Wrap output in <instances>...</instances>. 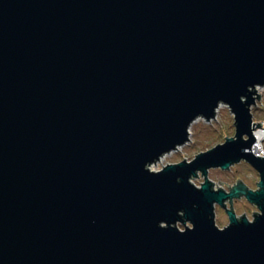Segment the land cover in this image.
<instances>
[{
    "label": "water",
    "instance_id": "1",
    "mask_svg": "<svg viewBox=\"0 0 264 264\" xmlns=\"http://www.w3.org/2000/svg\"><path fill=\"white\" fill-rule=\"evenodd\" d=\"M258 86L264 0H0V264H264ZM221 103L234 136L150 168Z\"/></svg>",
    "mask_w": 264,
    "mask_h": 264
},
{
    "label": "rangeland",
    "instance_id": "2",
    "mask_svg": "<svg viewBox=\"0 0 264 264\" xmlns=\"http://www.w3.org/2000/svg\"><path fill=\"white\" fill-rule=\"evenodd\" d=\"M257 93L260 94V99L257 98V104L251 108L253 119L257 122L264 121V86L257 87ZM256 93V95H257ZM224 106L217 111L216 116L211 120H206L204 117H198L192 122L189 128L190 140L184 145L179 146L177 149L172 150L160 159L150 165L153 170H159L167 163L179 162L186 157L188 160L193 159L197 153L212 148L218 143H222L227 137L234 136L235 124L234 115L231 112L229 106L222 103ZM264 144V140L262 142ZM199 177H192V181L196 185H201L204 181V176L201 172L198 173ZM209 179L214 181L215 188L221 186L225 189H230V185L237 183V178L241 180L249 187H256L259 181L258 172L245 160H241L238 163L233 164L229 169H221L220 167L210 168L208 172ZM220 181H224L220 183ZM227 182V183H226ZM218 185V186H217ZM229 205V203H228ZM236 212L240 216L245 212V215L252 220L254 218L253 211H258L259 208L254 204H250L247 201H239L234 203ZM215 221L218 226L223 227L228 224L229 217L225 208L216 204L215 207ZM191 225L190 222L186 223ZM181 229L185 228V224L178 223Z\"/></svg>",
    "mask_w": 264,
    "mask_h": 264
},
{
    "label": "built area",
    "instance_id": "3",
    "mask_svg": "<svg viewBox=\"0 0 264 264\" xmlns=\"http://www.w3.org/2000/svg\"><path fill=\"white\" fill-rule=\"evenodd\" d=\"M254 121H255V120H254ZM261 122H262L261 127H264V121H261ZM258 130H260V127H255L254 132L256 133ZM263 140H264V136H263ZM257 145H258V144H257ZM255 151H256V153H258L259 155L264 156V144H263V143L260 144V146H259L258 149L255 148Z\"/></svg>",
    "mask_w": 264,
    "mask_h": 264
},
{
    "label": "flooded vegetation",
    "instance_id": "4",
    "mask_svg": "<svg viewBox=\"0 0 264 264\" xmlns=\"http://www.w3.org/2000/svg\"><path fill=\"white\" fill-rule=\"evenodd\" d=\"M260 178V177H259ZM248 188H252V187H249V186H247ZM253 190H256V189H258V186H256V187H254V188H252ZM247 201V202H249L244 196H241V197H239V198H235L234 200H233V209H234V211L236 212V207H235V205H234V203H236V202H239V201ZM250 203V202H249ZM250 204H253V203H250ZM255 205V204H254ZM255 206H257V205H255ZM236 215L238 216V217H241V216H239L238 214H237V212H236Z\"/></svg>",
    "mask_w": 264,
    "mask_h": 264
},
{
    "label": "bare ground",
    "instance_id": "5",
    "mask_svg": "<svg viewBox=\"0 0 264 264\" xmlns=\"http://www.w3.org/2000/svg\"><path fill=\"white\" fill-rule=\"evenodd\" d=\"M223 106L224 105L221 103L219 105V107L217 108V111H219ZM194 122H196V121H194ZM258 131H260V130H258ZM263 136H264V131L258 133V137H257L258 145L256 146V149H258L259 146H260V144H262V142H263Z\"/></svg>",
    "mask_w": 264,
    "mask_h": 264
}]
</instances>
